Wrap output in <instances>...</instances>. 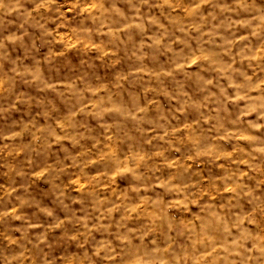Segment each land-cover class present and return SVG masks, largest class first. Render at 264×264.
I'll return each instance as SVG.
<instances>
[{"label":"clouds","instance_id":"9594fccd","mask_svg":"<svg viewBox=\"0 0 264 264\" xmlns=\"http://www.w3.org/2000/svg\"><path fill=\"white\" fill-rule=\"evenodd\" d=\"M0 264H264V0H0Z\"/></svg>","mask_w":264,"mask_h":264}]
</instances>
